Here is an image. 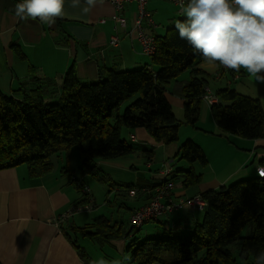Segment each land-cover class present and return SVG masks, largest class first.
I'll list each match as a JSON object with an SVG mask.
<instances>
[{"label": "crops", "instance_id": "obj_1", "mask_svg": "<svg viewBox=\"0 0 264 264\" xmlns=\"http://www.w3.org/2000/svg\"><path fill=\"white\" fill-rule=\"evenodd\" d=\"M18 2L19 0H0V88L7 93H13L22 86L32 88L36 83L32 78L35 75L51 78L59 87L64 74L73 63L83 80L97 79L105 68L138 69L152 65V57L142 52L138 34L133 31L138 15V4L135 1L128 3L124 9L123 15L127 19V25L121 26L118 23L117 29L116 11L106 1L84 15L79 8L70 7L71 0H66V15L58 18L52 26L41 24L39 20H19L14 13ZM178 7L177 4L172 6L166 4L164 0H149L146 9L154 24L145 20L143 26L146 32L156 37L169 32L175 27L177 20L185 18L180 14ZM114 33L120 35V44L115 47L109 44ZM16 45L24 53V58L18 55L17 49H14ZM150 65L149 67L153 68ZM197 68L206 72L207 79H212L217 89L227 87L237 89L259 99L264 107V84H258L250 79L243 69L235 72L219 64L210 65L204 60ZM190 75L189 70L184 72L177 81H173L175 85L172 82L169 86L166 95L173 109L184 108V99L178 92ZM208 80L206 88L211 87ZM225 80L228 82L224 83ZM217 89H213L214 91L211 89L215 96ZM55 90L58 91L55 88L45 98L48 99L55 94L57 96ZM172 90L176 91L173 93ZM194 127L198 134L184 133L178 141L170 144L157 141L145 128L135 129L126 135L135 147L134 153L99 159L98 176L84 173L80 177L86 179V184L97 178L103 181V184L88 185L96 194V203L99 202V197L102 198L98 188L103 187L104 181L109 177L114 183V192L118 191L119 195H129L128 197L134 199V205L128 207L127 220L130 221V214L148 203L156 188L165 179L162 173L165 167L155 161L156 150L162 149V159L172 168V173L180 168L192 169L202 175L203 179L199 184L187 188L181 184L180 179H174L172 189L174 199L193 197L205 191L228 187L240 179L258 176L257 168L262 166L259 162L264 156V137L247 139L235 134L221 133L213 117L211 105L205 99L202 101L199 121ZM186 140L194 141L206 154L208 163L199 171L195 167L197 162L191 164L176 157L180 146ZM71 156V152L69 155L60 152L53 155L52 160H62L59 164L67 166L71 172L69 165ZM154 167L156 169L153 171ZM55 168L56 163L50 173L41 177L30 176L24 164L0 170V260L4 264H92L94 260L105 257L93 252V255H90L92 261L86 260L80 255L81 249L77 247L79 238L77 242L71 234L74 232L78 234L77 228L92 223L93 219L82 216L89 213L88 209L84 210L87 212L78 211L83 213L80 216L81 221L75 216L78 212L66 221L61 223L57 221L59 215L72 208L74 204L83 203L85 195L81 197L76 192H81L72 181L77 177L73 175V178L66 179L65 173L60 168ZM145 173H150V176L147 177ZM125 187L127 192L130 188H135L137 193L134 196L129 192L120 193L125 191L122 190ZM94 210L103 211L99 206L90 211ZM100 216L110 218L107 213L95 218ZM203 217V211L184 204L153 220L157 221L158 225L147 229L145 233L141 231V227H137L138 231L124 238L99 240L97 237L82 236L84 240L82 245L85 246H79L88 252V249L95 248L96 244L102 246L106 243L111 254L108 253L105 260L111 262L117 259L115 255H119L118 259H121L122 264H137L129 251V247L137 238L159 236L169 228L176 232H193L195 223L202 221ZM122 218L118 217L119 220L115 222L124 223L127 227ZM125 256L131 259L124 260Z\"/></svg>", "mask_w": 264, "mask_h": 264}, {"label": "trees", "instance_id": "obj_2", "mask_svg": "<svg viewBox=\"0 0 264 264\" xmlns=\"http://www.w3.org/2000/svg\"><path fill=\"white\" fill-rule=\"evenodd\" d=\"M156 43L152 65L149 64L153 68L149 65L138 69L105 68L97 79L83 80L73 63L59 87L55 80L35 75L32 88L22 86L13 93L0 88V170L25 163L30 176L41 177L53 170V155L60 152L69 155L72 146L79 145L83 172L98 176L99 159L134 153L135 147L126 135L135 129L145 128L164 144L178 141L180 124L166 92L173 81L190 71L178 94L184 99V122L195 126L208 79L206 72L197 68L203 57L193 52L175 27L156 37ZM14 47L24 58L18 45ZM55 88L57 96L54 93L48 102L34 101L36 95L44 99ZM216 96L218 102L211 104V111L221 133L247 139L264 137V107L259 99L231 87L217 89ZM176 157L191 164L208 163L203 149L192 140L180 146ZM259 163L264 166V156ZM66 167L61 166V171L68 172ZM176 178L186 188L203 179L192 169L180 168L170 176V180ZM78 179V186L86 195L83 188L87 185ZM200 195L207 205L200 210L204 217L195 223L193 232L169 228L159 236L137 238L129 247L133 261L137 264H239L240 260L256 264V257L264 252V178L258 175L240 179L228 187ZM82 201L90 200L85 196ZM246 227L251 232L245 235ZM138 230L134 225L127 228L124 223H112L103 216L77 228L81 236L99 240L129 237ZM80 255L85 258L82 250ZM0 264L4 263L0 260Z\"/></svg>", "mask_w": 264, "mask_h": 264}, {"label": "clouds", "instance_id": "obj_3", "mask_svg": "<svg viewBox=\"0 0 264 264\" xmlns=\"http://www.w3.org/2000/svg\"><path fill=\"white\" fill-rule=\"evenodd\" d=\"M104 0H71L70 7L87 15ZM66 0H19L14 13L19 20H39L52 26L66 15ZM175 28L194 53L210 65L240 72L258 84H264V0H187L181 3ZM264 178V166L257 168ZM128 256L124 260H130ZM92 264H122L100 258ZM256 264H264V252L256 257Z\"/></svg>", "mask_w": 264, "mask_h": 264}, {"label": "built area", "instance_id": "obj_4", "mask_svg": "<svg viewBox=\"0 0 264 264\" xmlns=\"http://www.w3.org/2000/svg\"><path fill=\"white\" fill-rule=\"evenodd\" d=\"M104 1L110 3L116 11V15H115V19L117 21L116 23L117 25H115L116 29L118 27V23L121 26L127 25V19L123 15L126 5L133 1H135L138 4V15L135 18L133 31H136L138 34V40L142 46V52L148 56L153 55L157 48L156 37L155 35L146 32L143 26L145 20H148L151 24H154L148 10L146 9V5L149 0H104ZM171 1L175 2L179 6V8L182 2L183 3L187 2V0H171ZM109 44L113 47L119 46L120 35L114 33L110 38ZM203 99H205V101L208 102L210 105L218 102V97L214 95V93L210 88H206V93L204 94ZM162 173H164L165 179L163 180V183L156 188V192L153 194L149 202L139 207L132 213L130 222L134 226L141 227L145 222L159 219L164 215H167L169 212L176 210L179 207H182L184 204H188L189 206L199 210H203L206 207L207 202L203 199L201 195H195L193 197H179L177 199H174L172 194L174 182L169 178L172 174V168L167 164H165V169L164 172ZM83 191L86 193L85 196L89 197L90 189L88 188V186H85L83 188ZM128 192L130 195L134 196L137 193V189L130 188ZM90 208L91 207H84L81 204L74 205L72 206V208H69L68 210L60 214L57 221L61 223L71 218L76 212L84 211Z\"/></svg>", "mask_w": 264, "mask_h": 264}, {"label": "rangeland", "instance_id": "obj_5", "mask_svg": "<svg viewBox=\"0 0 264 264\" xmlns=\"http://www.w3.org/2000/svg\"><path fill=\"white\" fill-rule=\"evenodd\" d=\"M164 2L166 3V4H170L171 6L173 5V4H175L176 5V3L175 2H173V1H171V0H164ZM179 8V7H178ZM208 82H209V85L211 86H209L212 90L213 89H217V86H214V81L212 80V79H209L208 80ZM228 81H224V83H227ZM173 84L175 85V82H173ZM237 84L239 85L240 84V81H238L237 82ZM214 91V90H213ZM212 91V92H213ZM213 93H215V92H213ZM45 101V102H48V100L49 99H47V98H45V96H44V99H42L39 95H36L35 96V102H39V101ZM174 112H175V115L177 116V118L179 119V121H178V123L180 124V127H179V137H183V135H184V133H190L191 134V132H193L192 133V135H196V134H198L197 133V130L195 129V127L193 126V125H191V124H188V123H185L184 122V120H185V111H184V108H182V109H180V108H178V107H174ZM209 118H211V117H209ZM181 120V121H180ZM209 122H210V119H209ZM206 123L208 124V121L206 120ZM196 130V131H195ZM124 135H126V134H124ZM127 138V137H126ZM128 139V138H127ZM128 141H129V139H128ZM182 141H183V139H182ZM71 153H72V156H71V158H69V165H70V167H71V172H66L65 173V176H66V179H71V178H73V175L75 176V177H77V179H72L73 180V182L76 184V187H78V189L80 190V188H79V186H78V182H79V179H78V177L79 178H81V179H83V177H80V175H83L84 174V172H83V170H82V168H81V163H80V149H79V145H74V146H72V148H71ZM154 156H155V161L156 162H159L163 167H165V162H164V160L162 159V149H159V150H156L155 151V153H154ZM60 160V159H59ZM58 159H54V163H56V168L55 169H59L60 168V166H62L63 164H59V162L61 163L62 162V160L61 161H59ZM58 161V162H57ZM24 166H26L27 167V165L24 163ZM195 167H197V171H199L200 170V168H203V165H200V163L199 162H197L196 163V166ZM156 169V167H154L152 170L154 171ZM61 170V169H60ZM91 175V174H90ZM107 175V174H106ZM105 175V176H106ZM145 175L147 176V177H149L150 176V173H145ZM106 177H108V176H106ZM105 185L103 186V187H99L98 188V193H99V195L102 197V198H98L99 200V202H97L96 203V201H95V198H96V194L94 193V192H92V187H90V186H88V185H92V184H96V183H100V184H103V181H100L98 178L97 179H93L91 182H90V184L88 183V184H85V185H87L88 186V188L90 189V193H89V198H90V201L89 202H87V201H84L83 203H81V205H83L84 207H91V209H88L87 211H89V213H85V214H83V213H81V212H78V213H76L75 214V216H76V218H77V220H79V221H81L80 220V216H81V214H83L82 216H85V217H87V218H89V219H93V221H94V219H95V216H99V215H101V214H106L107 213V215L108 216H110V218L112 219H110L112 222H115V221H117V220H119L118 219V217H123L122 219L126 222V226L127 227H130L131 226V222L130 221H128L127 220V217H128V215H129V210H128V207H132L133 205H134V203H133V200L134 199H131L130 197H128V196H122V195H119L118 194V191H115L114 192V183H113V181L111 180V179H109V177H108V179H106L105 181ZM83 183H87L86 182V179L84 178L83 179ZM112 183V184H111ZM113 188V189H112ZM120 189V188H119ZM118 190V189H117ZM122 190H125L124 192H120V193H125L126 194V190H127V188L125 187L124 189H122ZM77 192V194H78V196H80L81 195V197L83 196V192H79V191H76ZM92 193H94V196H93V194ZM117 195H116V194ZM127 194H128V192H127ZM85 197V196H84ZM108 202V203H107ZM102 207V210L103 211H97V210H94V211H90V210H93L95 207ZM87 211H83V212H87ZM131 215H132V213L130 214V216H129V220H130V218H131ZM165 216V215H164ZM92 221V222H93ZM131 223V224H130ZM133 225V224H132ZM154 225L156 226V225H158V222L157 221H155V222H153V220H151V221H148V222H145L142 226H141V228H142V232L143 233H145L146 232V230L147 229H149V228H154ZM251 232V230H250V228L249 227H246L245 229H244V231H243V234H245L246 235V233H250ZM72 234V236H73V239L75 240V241H77L78 242V238H79V242H78V244L79 245H82V243H84V240H83V237L80 235V234H77V233H71ZM155 237V236H154ZM81 238V239H80ZM234 242L235 241H233V242H231V244H234ZM96 244V243H95ZM105 244V245H104ZM104 244H102V246H99L98 244H96L95 246V248H92L91 250L90 249H88V252H87V250H85L84 248H80L82 251H83V253H84V256H85V258L88 260V261H92L91 260V257H90V255L93 253V252H96V253H98L99 254V256L100 257H102V256H105V257H107V255H109V254H111V252H110V249H109V247H108V245L106 244V243H104ZM82 246H85V245H82ZM234 250V252H235V255L236 256H238V252H237V249H233ZM109 253V254H108ZM131 254V253H130ZM93 255V254H92ZM104 257V258H105ZM112 257V256H111ZM115 257L118 259L119 258V255H115ZM121 260V259H120ZM249 262H252V261H249ZM249 262H242V261H240L239 260V264H249Z\"/></svg>", "mask_w": 264, "mask_h": 264}]
</instances>
